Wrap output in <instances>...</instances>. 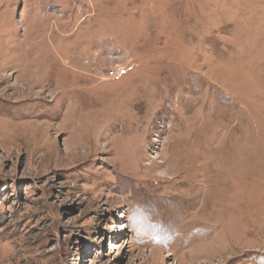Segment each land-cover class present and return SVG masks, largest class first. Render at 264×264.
<instances>
[{
  "label": "rangeland",
  "instance_id": "1",
  "mask_svg": "<svg viewBox=\"0 0 264 264\" xmlns=\"http://www.w3.org/2000/svg\"><path fill=\"white\" fill-rule=\"evenodd\" d=\"M0 264H264V0H0Z\"/></svg>",
  "mask_w": 264,
  "mask_h": 264
},
{
  "label": "built area",
  "instance_id": "2",
  "mask_svg": "<svg viewBox=\"0 0 264 264\" xmlns=\"http://www.w3.org/2000/svg\"><path fill=\"white\" fill-rule=\"evenodd\" d=\"M124 68L123 67H116L113 70H111L109 72V77H117L118 75H120L121 73H123Z\"/></svg>",
  "mask_w": 264,
  "mask_h": 264
},
{
  "label": "bare ground",
  "instance_id": "3",
  "mask_svg": "<svg viewBox=\"0 0 264 264\" xmlns=\"http://www.w3.org/2000/svg\"><path fill=\"white\" fill-rule=\"evenodd\" d=\"M66 60H67V59H66ZM31 67H32V66H31ZM26 69H27V68H26ZM29 70H30V68H29ZM27 72H29V74H30L31 71H27ZM27 74H28V73H27ZM32 74H33V73H32ZM44 77H45V76H44ZM42 78H43V77H42ZM34 79H35V78H34ZM35 80H36V79H35ZM35 80H34V81H35ZM34 81L32 80V83H33ZM39 83H40V82H39ZM39 85H40V84H39ZM46 86H47V85H46ZM32 89H33V87H32V85H31V86H30V92L32 91ZM23 93L25 94V93H29V92H28V90L26 89L25 92H23ZM29 95H30V94H29ZM39 101H41V100H39ZM41 124H42V123H41ZM42 125H43V124H42ZM78 148H79V147H78ZM125 228H126L125 226H124V227H121L122 230H124Z\"/></svg>",
  "mask_w": 264,
  "mask_h": 264
}]
</instances>
